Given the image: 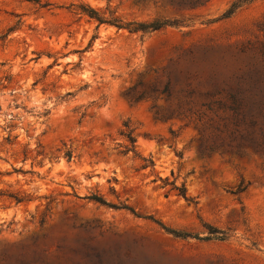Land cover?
<instances>
[{"label": "rangeland", "instance_id": "1", "mask_svg": "<svg viewBox=\"0 0 264 264\" xmlns=\"http://www.w3.org/2000/svg\"><path fill=\"white\" fill-rule=\"evenodd\" d=\"M263 45L264 0H0V264H264V155L200 154L183 78Z\"/></svg>", "mask_w": 264, "mask_h": 264}, {"label": "trees", "instance_id": "2", "mask_svg": "<svg viewBox=\"0 0 264 264\" xmlns=\"http://www.w3.org/2000/svg\"><path fill=\"white\" fill-rule=\"evenodd\" d=\"M207 1L158 0L162 5L178 10L195 9ZM245 1L248 0H239V3ZM83 12L99 24L107 22L120 28L116 21H104L92 9ZM232 12L233 9L229 14ZM165 25L166 23L160 22L133 24L132 31L145 33L149 30H159ZM253 54L256 57L246 56L249 60L242 66V71L228 73L207 65L201 70V65L194 63L193 74L190 71L183 74L186 87L191 89L187 92L188 95L195 93L192 87L194 81L196 86L204 88L201 92L198 90L199 103L189 102L192 108H195L193 114L197 116L200 125V154H210L221 148L223 151L239 153L242 147V153L249 148L264 155V45L254 50ZM168 87H165L166 93ZM127 139L131 144L135 142L131 133H128ZM66 156L70 157V152H67ZM179 194L185 196V189H179ZM92 199L103 204L99 197Z\"/></svg>", "mask_w": 264, "mask_h": 264}]
</instances>
